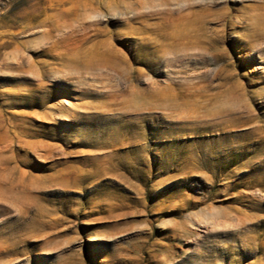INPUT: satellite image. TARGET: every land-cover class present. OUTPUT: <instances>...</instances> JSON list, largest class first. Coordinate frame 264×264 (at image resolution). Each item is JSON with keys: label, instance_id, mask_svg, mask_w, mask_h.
Instances as JSON below:
<instances>
[{"label": "rangeland", "instance_id": "obj_1", "mask_svg": "<svg viewBox=\"0 0 264 264\" xmlns=\"http://www.w3.org/2000/svg\"><path fill=\"white\" fill-rule=\"evenodd\" d=\"M0 264H264V0H0Z\"/></svg>", "mask_w": 264, "mask_h": 264}, {"label": "bare ground", "instance_id": "obj_2", "mask_svg": "<svg viewBox=\"0 0 264 264\" xmlns=\"http://www.w3.org/2000/svg\"><path fill=\"white\" fill-rule=\"evenodd\" d=\"M183 7V6H182ZM93 10H95L94 8H93ZM84 11H85V13L87 12V9H85L84 8ZM177 11V10H176ZM71 36H75V35H78V34H88L87 32H89V30L91 29V27H92V25H95L96 24V22L95 21H86V20H84V16H82V18H80V20L78 21V19L77 18H71ZM194 21H196V20H194ZM73 22H77L76 24H73ZM197 22V21H196ZM196 24V23H195ZM192 25H193V23H192ZM50 26L51 27H56L57 26V23H53V22H51L50 23ZM96 30H97V32L94 34V35H100V29H97L96 28ZM80 32V33H79ZM192 33V32H191ZM84 39H86L85 37H83V38H81L80 40H84ZM103 44V43H105V39H98V40H96V41H94L90 46H89V48H90V50L88 51V54L86 53H83L82 52V54L84 55V56H86V59L83 61V62H81L80 61V64L76 67V68H82V67H84V69L85 68H92L93 67V63H86L85 61L86 60H88L89 58H91V59H93L94 58V56L96 57V59H98V60H101L102 59V56H105V55H108V56H111V54H114L113 53V49L111 48V47H103V48H101L100 46H97L98 44ZM197 43V42H196ZM100 47V48H99ZM79 49V48H78ZM80 50H74V53H76V52H79ZM78 55V53L76 54V55H73L74 57H73V59L74 60H78L79 58H81V57H78L77 56ZM99 56H101V57H99ZM15 58H16V56H15ZM20 59H23V57H21ZM90 59V61H92ZM89 61V60H88ZM21 61H19V63H20ZM117 72V71H116ZM125 77V76H124ZM127 77V76H126ZM125 77V78H126ZM193 86V85H192ZM196 89V88H195ZM164 98V97H163ZM195 98V97H194ZM194 98H192V99H194Z\"/></svg>", "mask_w": 264, "mask_h": 264}]
</instances>
